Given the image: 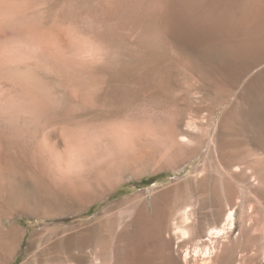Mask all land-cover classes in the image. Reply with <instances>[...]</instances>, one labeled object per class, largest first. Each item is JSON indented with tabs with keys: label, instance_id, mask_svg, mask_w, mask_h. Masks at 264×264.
I'll list each match as a JSON object with an SVG mask.
<instances>
[{
	"label": "rangeland",
	"instance_id": "rangeland-1",
	"mask_svg": "<svg viewBox=\"0 0 264 264\" xmlns=\"http://www.w3.org/2000/svg\"><path fill=\"white\" fill-rule=\"evenodd\" d=\"M2 69L0 264H264V0H0Z\"/></svg>",
	"mask_w": 264,
	"mask_h": 264
},
{
	"label": "bare ground",
	"instance_id": "bare-ground-1",
	"mask_svg": "<svg viewBox=\"0 0 264 264\" xmlns=\"http://www.w3.org/2000/svg\"><path fill=\"white\" fill-rule=\"evenodd\" d=\"M52 52V51H51ZM4 62V61H3ZM0 71H5V70H0ZM14 77V76H13ZM14 79V78H13ZM15 89L18 90L19 92V98L20 100L22 99L21 103L24 105L23 107L26 109H32V111H45L49 107L41 100V97H38V95L34 92V90L30 89L26 84H21L17 81V79H14L11 82ZM13 87V86H12ZM13 87V88H14ZM16 98V97H15ZM10 99V98H9ZM6 100V99H5ZM10 101V100H9ZM9 103V102H8ZM14 103V102H13ZM10 104V103H9ZM17 107V106H16ZM14 108V107H13ZM34 112V113H35ZM48 112V111H47ZM99 124V123H98ZM107 125V124H106ZM108 126V125H107ZM109 127V126H108ZM101 129V128H100ZM58 130V129H57ZM65 136V135H64ZM105 136V135H104ZM91 141V140H90ZM75 143V144H74ZM83 144L87 146V143L84 142V140L81 137H75L73 136L72 139H70L67 143V145L70 147L77 145V144ZM52 144V143H51ZM55 145V144H54ZM66 145V146H67ZM53 146V144H52ZM56 146V145H55ZM81 146V145H80ZM79 146V147H80ZM50 147V146H49ZM53 148V147H52ZM56 149V148H55ZM69 150V149H68ZM57 151V150H56ZM234 218V213L230 212L227 217L228 222H233ZM4 226L7 228H12L14 227H8L6 222H3ZM233 224V223H232ZM222 230V229H221ZM216 233H219L220 230H216ZM157 233H151V232H140V233H135L133 235H129L125 237V239L121 240L120 243L116 245V248L118 251L122 250L125 252L126 257L128 258L130 253L136 254L142 247H147V248H153L155 246V237ZM112 244V239L111 237H102L99 239V245L104 246V247H109Z\"/></svg>",
	"mask_w": 264,
	"mask_h": 264
},
{
	"label": "trees",
	"instance_id": "trees-1",
	"mask_svg": "<svg viewBox=\"0 0 264 264\" xmlns=\"http://www.w3.org/2000/svg\"><path fill=\"white\" fill-rule=\"evenodd\" d=\"M142 183H143V181H142ZM142 183H141V184H142Z\"/></svg>",
	"mask_w": 264,
	"mask_h": 264
}]
</instances>
